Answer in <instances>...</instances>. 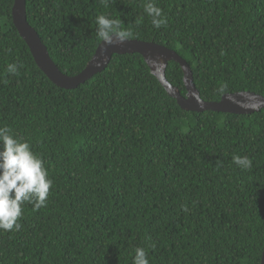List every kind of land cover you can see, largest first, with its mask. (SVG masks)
Masks as SVG:
<instances>
[{
    "label": "trees",
    "instance_id": "trees-1",
    "mask_svg": "<svg viewBox=\"0 0 264 264\" xmlns=\"http://www.w3.org/2000/svg\"><path fill=\"white\" fill-rule=\"evenodd\" d=\"M26 0L28 22L66 75L101 41L96 17L120 19L131 39L162 44L190 65L204 101L264 97V0ZM0 0V126L42 157L46 206L22 205L20 229L0 230V264H261L264 109L235 114L180 108L139 53L64 89L39 68ZM15 63L18 73L7 71ZM181 66L168 81L186 94ZM227 85L223 92L222 85ZM246 156L251 168L232 157ZM186 209V210H185Z\"/></svg>",
    "mask_w": 264,
    "mask_h": 264
},
{
    "label": "water",
    "instance_id": "water-1",
    "mask_svg": "<svg viewBox=\"0 0 264 264\" xmlns=\"http://www.w3.org/2000/svg\"><path fill=\"white\" fill-rule=\"evenodd\" d=\"M12 19L14 26L27 43L39 68L54 84L61 88L74 89L96 73L103 71L114 54L139 53L143 56L151 73L183 110L195 112L212 110L235 114H251L264 109V97L249 91L226 93L219 101H204L194 84L193 72L187 61L175 50L149 41L129 39L121 45H105L101 41L92 59L79 74L66 75L52 59L37 30L28 22L26 0H14ZM170 61L177 62L182 68L186 88L185 95H182L180 89L173 86L166 77V70ZM261 264H264V245Z\"/></svg>",
    "mask_w": 264,
    "mask_h": 264
},
{
    "label": "clouds",
    "instance_id": "clouds-1",
    "mask_svg": "<svg viewBox=\"0 0 264 264\" xmlns=\"http://www.w3.org/2000/svg\"><path fill=\"white\" fill-rule=\"evenodd\" d=\"M154 28L167 23L163 10L152 0L144 5ZM122 21L104 14L96 17V35L105 45H121L131 39L132 32L121 27ZM9 73H18L15 63L7 65ZM227 85H222L223 92ZM233 162L244 169L251 168L252 161L246 156L234 155ZM53 181L48 176L42 157L35 154L26 140L17 138L7 126H0V230H19L22 205L31 203L34 210L46 206ZM186 210V209H185ZM132 264H149L148 253L143 247L135 249Z\"/></svg>",
    "mask_w": 264,
    "mask_h": 264
}]
</instances>
